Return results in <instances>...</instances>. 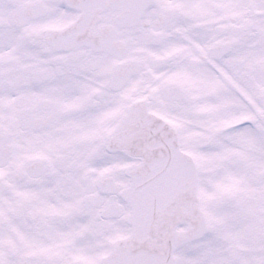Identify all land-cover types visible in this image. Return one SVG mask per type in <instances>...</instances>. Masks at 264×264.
Here are the masks:
<instances>
[{
  "label": "snow or ice",
  "instance_id": "obj_1",
  "mask_svg": "<svg viewBox=\"0 0 264 264\" xmlns=\"http://www.w3.org/2000/svg\"><path fill=\"white\" fill-rule=\"evenodd\" d=\"M0 264H264V0H0Z\"/></svg>",
  "mask_w": 264,
  "mask_h": 264
}]
</instances>
